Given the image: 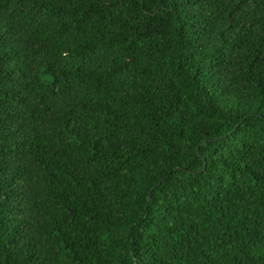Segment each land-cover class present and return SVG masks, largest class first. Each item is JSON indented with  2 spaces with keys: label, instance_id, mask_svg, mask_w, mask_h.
I'll return each mask as SVG.
<instances>
[{
  "label": "trees",
  "instance_id": "obj_1",
  "mask_svg": "<svg viewBox=\"0 0 264 264\" xmlns=\"http://www.w3.org/2000/svg\"><path fill=\"white\" fill-rule=\"evenodd\" d=\"M0 264H264V0H0Z\"/></svg>",
  "mask_w": 264,
  "mask_h": 264
}]
</instances>
